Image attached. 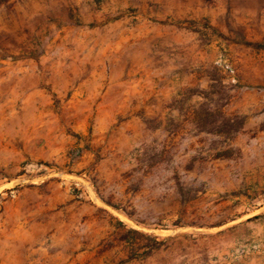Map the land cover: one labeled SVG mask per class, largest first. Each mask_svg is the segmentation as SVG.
Here are the masks:
<instances>
[{"label": "rangeland", "instance_id": "374dc122", "mask_svg": "<svg viewBox=\"0 0 264 264\" xmlns=\"http://www.w3.org/2000/svg\"><path fill=\"white\" fill-rule=\"evenodd\" d=\"M57 228L99 264L263 256L264 0H0V264L63 262Z\"/></svg>", "mask_w": 264, "mask_h": 264}, {"label": "crops", "instance_id": "0c3cea01", "mask_svg": "<svg viewBox=\"0 0 264 264\" xmlns=\"http://www.w3.org/2000/svg\"><path fill=\"white\" fill-rule=\"evenodd\" d=\"M61 232L62 229L57 228L54 239H52L50 243L45 241L43 247H39L35 250L46 257L64 258L63 262H58L56 264H99L102 262V256H100V258H93L92 254L88 251L92 246L85 245L83 246V252H80L82 247H78V241L76 239H67V237L64 236L61 237ZM67 232L71 234V230H67ZM58 235L59 237H57ZM261 253L263 254L262 257H254L248 264H264V251Z\"/></svg>", "mask_w": 264, "mask_h": 264}, {"label": "trees", "instance_id": "16d2710c", "mask_svg": "<svg viewBox=\"0 0 264 264\" xmlns=\"http://www.w3.org/2000/svg\"><path fill=\"white\" fill-rule=\"evenodd\" d=\"M256 46H262V45L257 44ZM199 118L201 120L200 122H202L201 123L202 128L205 130H209V131L216 130L220 133L226 132V134L234 135L242 127L240 123L239 126H237L236 128L235 127L233 128V126H235V124L233 123L235 122V120L233 118H230L224 115H222V119L214 118L213 114L207 108H204L201 110V112L199 113Z\"/></svg>", "mask_w": 264, "mask_h": 264}]
</instances>
